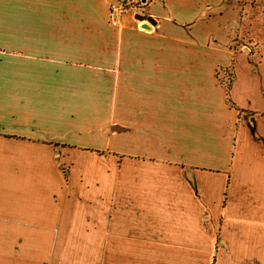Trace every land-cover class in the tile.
<instances>
[{
    "label": "crops",
    "instance_id": "crops-1",
    "mask_svg": "<svg viewBox=\"0 0 264 264\" xmlns=\"http://www.w3.org/2000/svg\"><path fill=\"white\" fill-rule=\"evenodd\" d=\"M113 1L0 0V264H264V0Z\"/></svg>",
    "mask_w": 264,
    "mask_h": 264
},
{
    "label": "built area",
    "instance_id": "built-area-1",
    "mask_svg": "<svg viewBox=\"0 0 264 264\" xmlns=\"http://www.w3.org/2000/svg\"><path fill=\"white\" fill-rule=\"evenodd\" d=\"M149 2L151 0H114L109 9L111 23L119 26L123 16L128 12L144 13ZM222 80L224 84L229 85L232 80V74L227 71Z\"/></svg>",
    "mask_w": 264,
    "mask_h": 264
},
{
    "label": "trees",
    "instance_id": "trees-1",
    "mask_svg": "<svg viewBox=\"0 0 264 264\" xmlns=\"http://www.w3.org/2000/svg\"><path fill=\"white\" fill-rule=\"evenodd\" d=\"M232 79H233V77H232ZM231 82H232V80H231ZM231 82H230V84L227 86L228 90H230V88H231ZM228 102H229V103L232 102L230 98H228Z\"/></svg>",
    "mask_w": 264,
    "mask_h": 264
},
{
    "label": "water",
    "instance_id": "water-1",
    "mask_svg": "<svg viewBox=\"0 0 264 264\" xmlns=\"http://www.w3.org/2000/svg\"><path fill=\"white\" fill-rule=\"evenodd\" d=\"M142 19H146L144 16H142ZM151 20V19H150ZM146 27H148V26H146Z\"/></svg>",
    "mask_w": 264,
    "mask_h": 264
}]
</instances>
